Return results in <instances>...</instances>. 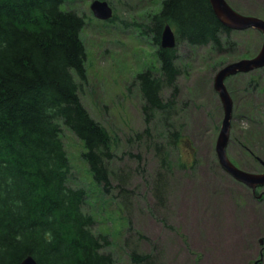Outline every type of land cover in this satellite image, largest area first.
I'll return each mask as SVG.
<instances>
[{
  "label": "rangeland",
  "instance_id": "obj_1",
  "mask_svg": "<svg viewBox=\"0 0 264 264\" xmlns=\"http://www.w3.org/2000/svg\"><path fill=\"white\" fill-rule=\"evenodd\" d=\"M107 1L112 20L94 15L93 0L62 4L85 16L88 80L81 97L114 140L106 193L82 157L83 142L63 127L72 165L69 182L87 188L84 210L95 216L93 230L108 233L111 241L104 250L115 255L116 264H131L132 250L152 253L155 264H264V197L219 162L216 142L224 107L214 87L221 67L257 55L263 32L233 30L230 37L237 45L222 51L211 44L177 42L179 92L169 108V124L166 113L154 111L147 131L134 78L148 66H160L157 45L143 27L161 0ZM228 2L243 14L264 18V0ZM226 84L234 100L228 156L248 171L264 172V67L227 77ZM162 96L170 100L171 89L166 87ZM176 129L177 145L170 141ZM157 143L169 152L170 168L162 165Z\"/></svg>",
  "mask_w": 264,
  "mask_h": 264
},
{
  "label": "trees",
  "instance_id": "obj_2",
  "mask_svg": "<svg viewBox=\"0 0 264 264\" xmlns=\"http://www.w3.org/2000/svg\"><path fill=\"white\" fill-rule=\"evenodd\" d=\"M66 0H0V264H21L32 255L39 264H116L104 248L108 233L93 230L95 216L84 210L88 190L70 184L72 165L63 127L84 145L82 157L93 181L108 193L113 137L81 97L88 80L85 16L63 8ZM146 29L157 45L158 70L135 75L147 131L154 111L165 122L179 92L177 49L161 46L166 24L177 42L211 44L218 51L235 47L232 28L216 15L210 0H161ZM112 20V19H111ZM225 34V36H224ZM171 89L165 100L163 90ZM173 130L171 142L178 144ZM141 138L142 133L138 132ZM161 163L169 152L157 143ZM142 237H146L143 236ZM131 264H155L152 253L130 252Z\"/></svg>",
  "mask_w": 264,
  "mask_h": 264
},
{
  "label": "water",
  "instance_id": "obj_3",
  "mask_svg": "<svg viewBox=\"0 0 264 264\" xmlns=\"http://www.w3.org/2000/svg\"><path fill=\"white\" fill-rule=\"evenodd\" d=\"M218 18L228 27L233 29H245L254 27L264 34V19L245 15L235 10L227 0H210ZM91 8L96 17L109 19L113 16V9L106 0H94ZM162 47L173 48L176 45V34L170 24L164 27L162 32ZM264 66V41L259 53L252 58H243L226 64L217 72L214 80L215 89L218 91L224 107V118L220 133L216 142V151L219 162L233 177L255 188L264 184V172L256 173L247 171L237 166L227 154V145L230 139L231 120L233 117V98L227 88L225 79L238 72H248ZM263 242V241H262ZM21 264H39L32 256H26Z\"/></svg>",
  "mask_w": 264,
  "mask_h": 264
},
{
  "label": "flooded vegetation",
  "instance_id": "obj_4",
  "mask_svg": "<svg viewBox=\"0 0 264 264\" xmlns=\"http://www.w3.org/2000/svg\"><path fill=\"white\" fill-rule=\"evenodd\" d=\"M262 186L263 185H258V186H256L257 188H262ZM253 192L255 193V194H258V197L259 198H261V199H263V197H264V192H260V193H257V190L255 189V190H253Z\"/></svg>",
  "mask_w": 264,
  "mask_h": 264
}]
</instances>
